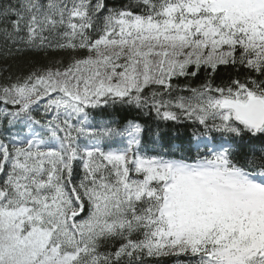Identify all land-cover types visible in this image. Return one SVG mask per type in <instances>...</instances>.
<instances>
[{"label":"snow or ice","instance_id":"obj_1","mask_svg":"<svg viewBox=\"0 0 264 264\" xmlns=\"http://www.w3.org/2000/svg\"><path fill=\"white\" fill-rule=\"evenodd\" d=\"M0 48L64 54L0 82V129L24 126L0 131V264H264V156L230 139L264 134V0H3ZM116 104L223 139L149 154L141 123H93Z\"/></svg>","mask_w":264,"mask_h":264},{"label":"trees","instance_id":"obj_2","mask_svg":"<svg viewBox=\"0 0 264 264\" xmlns=\"http://www.w3.org/2000/svg\"><path fill=\"white\" fill-rule=\"evenodd\" d=\"M3 2V0H0ZM110 6H121L127 4L129 0H107ZM63 53L49 50L47 54L35 49H27L20 52H13L10 56H5L4 51L0 48V82L7 75H26L34 68L47 65L50 60L63 58ZM244 70L241 69L239 74L231 67L221 66L215 77V83L227 81L231 78H243ZM205 79V74L201 71L198 76L192 79L193 86L199 85ZM183 87L185 80L181 78L177 81ZM2 106V105H0ZM94 124H100L105 121L114 122L115 126H124L129 120H135L145 127L142 137L144 150L149 154L163 152L169 155L186 156L195 158L198 151L203 154L206 151L205 145L213 147L223 139L220 134L212 133L204 135L203 126L193 123L192 121L182 120L179 122L160 120L155 113L143 112L134 105L104 106L92 110ZM22 124H17L14 128L5 126L0 131L15 133L23 129ZM208 138L209 141H204ZM231 143L237 160L243 162L253 157L259 159L264 156V134L255 136L243 133L239 137H232ZM113 147H122L124 139L117 137L111 142ZM80 169H77L79 174ZM77 178L79 176L77 175ZM148 264H188L190 258L185 256H168L160 258L159 261L152 258H146Z\"/></svg>","mask_w":264,"mask_h":264},{"label":"rangeland","instance_id":"obj_3","mask_svg":"<svg viewBox=\"0 0 264 264\" xmlns=\"http://www.w3.org/2000/svg\"><path fill=\"white\" fill-rule=\"evenodd\" d=\"M204 141H209V139L208 138H204Z\"/></svg>","mask_w":264,"mask_h":264}]
</instances>
